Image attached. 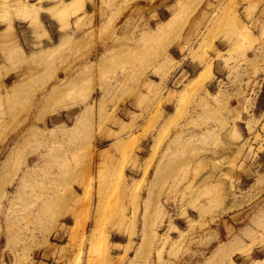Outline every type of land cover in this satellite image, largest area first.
Returning a JSON list of instances; mask_svg holds the SVG:
<instances>
[{
    "label": "rangeland",
    "instance_id": "rangeland-1",
    "mask_svg": "<svg viewBox=\"0 0 264 264\" xmlns=\"http://www.w3.org/2000/svg\"><path fill=\"white\" fill-rule=\"evenodd\" d=\"M77 1L0 0V264L264 258V0Z\"/></svg>",
    "mask_w": 264,
    "mask_h": 264
},
{
    "label": "bare ground",
    "instance_id": "bare-ground-1",
    "mask_svg": "<svg viewBox=\"0 0 264 264\" xmlns=\"http://www.w3.org/2000/svg\"><path fill=\"white\" fill-rule=\"evenodd\" d=\"M76 1H77V0H76ZM79 1H81V0H78L77 2H79ZM74 2H75V1H74ZM79 3H80V2H79ZM76 4H78V3H76ZM23 5H24V4H23ZM71 5H72V4H71ZM33 6H34V5H33ZM72 6H73V5H72ZM78 6H79V4H78ZM66 7H67V6H66ZM73 7L76 9V6H75V5H74ZM25 8L27 9L26 6H25ZM35 8H36V7L34 6L33 9H35ZM39 8H40V7H39ZM54 8H55V7H54ZM54 8H53V9H54ZM70 8H71V7H70ZM81 8H83V7H81ZM58 9H59V8H58ZM60 9H61V14H62V13H63V12H62V11H63L62 9H64V7H63V8H60ZM72 9H73V8H72ZM72 9H71V10H72ZM75 9H74V10H75ZM31 10H32V8H31ZM54 10H55V9H54ZM56 10H57V9H56ZM74 10H73V11H74ZM28 11H29V10H28ZM34 11H35V10H34ZM58 11H59V10H58ZM68 11H69V10H68ZM73 11H72V13H74ZM26 12H27V10H26ZM76 12H77V11H76ZM6 13H7V12H6ZM17 13H20L21 15L23 14V12L21 13V11H19V10H18ZM72 13H71V14H72ZM25 14L28 15V14H30V13H24V15H22V16H26ZM35 14H37V13L35 12ZM59 14H60V13H58L57 15H59ZM30 15H31V14H30ZM55 15H56V14H55ZM68 15H69V13H68ZM8 16H9V15H8ZM8 16H7V17H8ZM32 16H33V14H32ZM59 16H60V15H59ZM28 17H29V16H27L26 18H28ZM23 18H24V17H23ZM35 18H36V17H35ZM37 18H38V16H37ZM3 19H4V18H2V20H3ZM30 19H31V17H30ZM173 20H174V19H173ZM32 21H33V20H32ZM32 21H31V22H32ZM34 21L36 22L37 20H34ZM34 21H33V22H34ZM9 22H10V21H9ZM38 23H39V22H38ZM169 23H171V20H170ZM36 24H37V23H35L34 26H35ZM39 24H40V23H39ZM166 24H168V23L166 22ZM166 24H165V25H166ZM9 25H10V24H9ZM168 25H169V24H168ZM166 26H167V25H166ZM239 26H240V25H239ZM38 27H39V26H38ZM243 27H244V26H243ZM8 28H9V27H8ZM161 28H162V27H161ZM6 29H7V28H6ZM10 29L13 30L12 28H10ZM245 29L248 31V32H247V31H246V32L249 34V30L247 29V27H245ZM42 30H43V28H42ZM13 31H14V30H13ZM239 31L241 32V33H240V34H241V37H243L244 35H245V36L247 35V33L244 34V31H245V30L242 31V29H240ZM11 32H12V31H11ZM242 32H243V33H242ZM5 33H6V32H5ZM7 33H9V32H7ZM35 33L38 34L37 32H35ZM45 33H46V31H45ZM47 34H48V33H47ZM240 34H239V35H240ZM243 34H244V35H243ZM5 35H7V34H5ZM9 35H10V34H9ZM42 35H43V34H42ZM239 35H238V36H239ZM242 35H243V36H242ZM37 36H39V35H37ZM247 36H248V35H247ZM39 38H40V37H39ZM7 39H8V38H7ZM10 39H11V38H10ZM65 41H66V40H65ZM65 41H64V42H65ZM63 45H64V44H62V46H63ZM58 46H60V45H57V48H58ZM62 46H61V47H62ZM53 48H55V47H53ZM57 48H55V49H57ZM59 48H60V47H59ZM52 51H53V50H52ZM21 53H22V50H21ZM23 53H24V52H23ZM23 53H22V54H23ZM19 55H21V54L19 53ZM18 58H19V57H18ZM208 66H212V64H210V65H208ZM207 68H208V67H207ZM207 68L205 67V70H206ZM209 69H210V71L212 70L210 67H209ZM205 70L202 71L203 74H204ZM208 71H209V70H208ZM210 71H209V72H210ZM206 73H207V72H206ZM201 75H202V74H201ZM204 75H205V78H204V77H203V78L206 80V74H204ZM198 76H199V75H198ZM202 76H203V75H202ZM199 77L201 78V76H199ZM199 77H197V79H199ZM195 79H196V78H195ZM195 79H194L193 81H195ZM197 79H196V80H197ZM201 80H203V79H201ZM205 80H204V81H205ZM193 81H192V82H193ZM198 81H199V82H196V84L198 83V85H200V79H199ZM192 82H191V83H192ZM202 83H203V82H201V85H203ZM193 84L195 85V82H194ZM193 84H191L192 87H193ZM189 85H190V83H189ZM195 86H196V85H195ZM176 114H177V113H176ZM90 190H91V188H90ZM90 190L88 189L89 192H90ZM89 195H90V194H89ZM242 246H243V245H242ZM247 247H248V246H247ZM247 247H246V248L244 247V248H241V249L238 248L237 250L240 249V251H241L242 249H247ZM231 255H232V254H231ZM229 256H230V255H229ZM229 256H228V257H229ZM77 264H79V263H77ZM255 264H264V258L259 259Z\"/></svg>",
    "mask_w": 264,
    "mask_h": 264
}]
</instances>
